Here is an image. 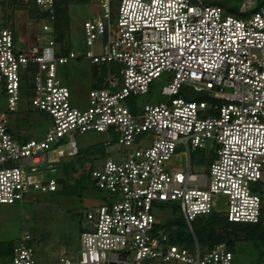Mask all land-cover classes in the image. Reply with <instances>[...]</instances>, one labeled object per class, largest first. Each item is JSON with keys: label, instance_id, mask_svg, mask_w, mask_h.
Returning <instances> with one entry per match:
<instances>
[{"label": "built area", "instance_id": "built-area-1", "mask_svg": "<svg viewBox=\"0 0 264 264\" xmlns=\"http://www.w3.org/2000/svg\"><path fill=\"white\" fill-rule=\"evenodd\" d=\"M33 2L47 38L23 41L8 25L0 28V204L57 191L54 171L67 154H78L75 134L117 135L122 147L151 134L147 145L119 161L107 158L91 172L106 196L85 212L78 251L61 249L57 264H233L223 244L201 252L191 222L212 213L231 223L260 220L264 6L246 17L253 0H243L236 17L204 0H92L98 12L82 21V38L64 46L56 41L54 0ZM79 59L100 73L101 86L89 91L84 107L72 104L58 76L59 66ZM26 74H32L31 104L49 123L35 140L12 128ZM163 74L170 75L160 91L163 101L132 111L126 101L148 93ZM184 87L207 100L180 97ZM180 149L187 153L182 167L175 158ZM193 150H207L202 172L191 164ZM169 203H179L194 238L192 252L156 230L153 205ZM31 239L20 235L7 264H35Z\"/></svg>", "mask_w": 264, "mask_h": 264}, {"label": "rangeland", "instance_id": "rangeland-1", "mask_svg": "<svg viewBox=\"0 0 264 264\" xmlns=\"http://www.w3.org/2000/svg\"><path fill=\"white\" fill-rule=\"evenodd\" d=\"M204 1L206 4H213V0ZM260 6H264L260 0H253L251 8L246 11V17ZM96 12L98 9L93 6L92 0H88V3L84 5H71L68 9L69 29L65 32L66 36L62 44L68 46L81 39L82 21ZM38 13L39 10L33 0H14L7 3L0 0V28L8 25L23 41L34 40L37 37L45 39L48 35L40 32ZM99 75L97 67L84 59L71 60L58 67V76L69 88L70 100L77 107H84L88 104V93L100 83ZM169 78V74H163L152 83L148 93L129 98L126 101L129 107L140 109L146 104L162 102L160 91L163 86L167 85ZM179 96L197 102L207 100L187 87L180 90ZM33 98L32 74H26L22 77L20 107L18 114L12 119V128L14 132H18L22 138L27 140L41 138L49 126L46 116L33 108L31 104ZM4 105V98L0 97V108ZM151 139V134H142L130 147H122L117 143V135L108 136L98 132L75 134L74 140L78 154H67L61 163L63 165L73 162L76 165L75 172L70 179L59 181L55 192L34 191L26 195L21 204H0V242L16 243L22 233H27L32 238L30 244L34 250L35 264H57L61 249H65L68 254H74L79 249V235L86 223L85 212L101 204L106 196L104 192L95 187L91 172L100 169L107 158L119 161L128 153L147 145ZM106 142H109V146H104ZM206 152L207 150L190 152V160L195 172H202L201 165L209 164L205 156ZM175 158L177 166L182 167L187 164L185 150L180 149L178 157ZM54 176H60L59 179L64 178H62L60 167L56 168ZM81 177H86L85 183H82ZM257 192L261 197L264 212V174L257 185ZM218 209L222 208L218 207ZM153 215L156 230L159 233L166 232L170 223L182 228L185 222L187 226L180 213L179 203L154 204ZM153 264L185 263L177 260L163 262L155 259ZM233 264H264V256L254 250L251 245L242 243L237 247Z\"/></svg>", "mask_w": 264, "mask_h": 264}, {"label": "trees", "instance_id": "trees-1", "mask_svg": "<svg viewBox=\"0 0 264 264\" xmlns=\"http://www.w3.org/2000/svg\"><path fill=\"white\" fill-rule=\"evenodd\" d=\"M242 1L213 0V5H217L223 8L225 12L240 17L242 15L240 13ZM54 3L56 41L63 43L66 36L65 32L69 29V7L71 5L87 4L88 0H54ZM260 3L264 5V0H260ZM66 51H63V54ZM100 86L101 83H98L96 88ZM131 110L134 111V108L131 107ZM14 134L18 135V132L15 131ZM75 167L76 165L73 162L61 165V174L62 178H64L58 179V182L70 179V176L75 172ZM80 180L83 181L82 183H85L86 177H81ZM172 227H175V229L172 230ZM191 228L201 252L209 251L213 247L223 244L234 257L237 253V247L242 243H246L264 256V212L262 210L260 220L256 224L231 223L222 213H212L195 218L191 222ZM167 231L169 243L175 244L180 248H185L190 252L193 251L194 238L190 234L185 222L182 228L175 226L174 223H170L168 224ZM14 244L11 241L0 242V264H7L10 261Z\"/></svg>", "mask_w": 264, "mask_h": 264}]
</instances>
